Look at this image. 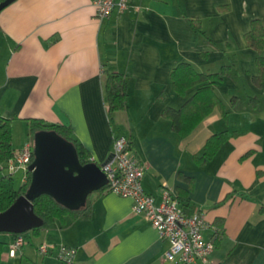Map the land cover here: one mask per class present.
Returning <instances> with one entry per match:
<instances>
[{"label": "crops", "instance_id": "0c3cea01", "mask_svg": "<svg viewBox=\"0 0 264 264\" xmlns=\"http://www.w3.org/2000/svg\"><path fill=\"white\" fill-rule=\"evenodd\" d=\"M95 1L13 0L0 11L7 49L0 111L17 117L15 148L28 142L22 137L29 138L31 117L70 125L99 164L113 156L115 136L125 135L133 156L150 164L142 184L157 203L165 191L177 197L182 188L189 196L183 211L205 216L204 237L221 230L212 262L264 264V80H256L259 52L245 40L253 20L264 27V0H131L123 14L103 20L95 16ZM189 17L201 20L211 40ZM182 62L206 73L235 64L211 85L228 117L216 106L184 136L165 113L183 108L199 88L176 91L172 72ZM106 70L124 74L129 93L128 108L112 122ZM223 130L230 139L212 159L199 161L208 138ZM94 197L91 218L36 233V248L44 241L71 247L72 264H182L165 259L169 242L133 212L131 197ZM14 238L0 236L1 258ZM48 259L42 264H60Z\"/></svg>", "mask_w": 264, "mask_h": 264}, {"label": "trees", "instance_id": "16d2710c", "mask_svg": "<svg viewBox=\"0 0 264 264\" xmlns=\"http://www.w3.org/2000/svg\"><path fill=\"white\" fill-rule=\"evenodd\" d=\"M4 0H0L2 2ZM191 26L203 35L206 39L211 38L202 28L199 18L189 17ZM245 40L249 46L255 47L259 52L256 59L259 69L257 82L264 80V27L259 19L252 21L251 29L245 34ZM235 67L234 63H225L219 71L216 72H198L194 67L186 62L180 63L172 72V79L176 91L179 94L193 86L199 85L196 94L179 110L168 109L165 113L172 120V127L181 135H188L194 127L202 121L214 107L219 106L223 110L224 117H228V113L221 100L215 95L211 89V85L222 79L226 75H231ZM104 88L107 102V112L112 122L114 114L118 111H125L129 106V93L126 76L116 71H105ZM17 117H7L0 111V172L7 169V164L12 159L17 150L14 146L13 123ZM28 122V135L33 137L36 132L42 130H52L58 133L64 139L72 142L77 149L79 160L82 164L93 162L91 153L76 137L73 128L62 122L50 123L42 118H26ZM229 130H223L211 135L205 145L204 152L200 156L201 162L212 159L225 143L230 139ZM34 160V159H33ZM7 171V170H6ZM188 179H192L188 177ZM32 174L27 170L26 179L23 184L17 188L15 186L13 174L6 172L0 175V212L8 209L21 195L25 194L31 184ZM108 185L88 195L86 204L79 209H70L56 201L52 196L43 194L33 201L35 213L42 219L43 225L30 231L20 233L25 238L30 237L31 233H40L49 229L59 222L65 225L70 220L88 219L92 217L93 202L95 195L102 196L108 193ZM179 207L182 209L184 204H188V192L179 189L177 197ZM183 210V209H182ZM12 234V233H10ZM14 236L18 234H13ZM221 236V230L217 228L213 241L218 243ZM4 243L0 241V251ZM60 264H72L68 260L59 259Z\"/></svg>", "mask_w": 264, "mask_h": 264}, {"label": "built area", "instance_id": "2783aa9c", "mask_svg": "<svg viewBox=\"0 0 264 264\" xmlns=\"http://www.w3.org/2000/svg\"><path fill=\"white\" fill-rule=\"evenodd\" d=\"M131 0H96L95 16L98 19L109 18L113 13L123 14L129 7ZM34 159V145L27 142L24 147L9 160L7 172L14 174L18 170L25 172ZM150 164L133 156L129 138L118 135L114 138L112 159L102 169L107 175L108 191L131 197L133 212L143 214L144 217L159 232L161 238L170 244L165 253V259L182 264H216L210 256L215 249L213 239H206L203 231L207 227L204 214H186L178 204L175 196L165 191L162 201L157 203L152 194L143 188V177ZM24 235L18 234L9 244V257H16L25 245ZM38 253L43 256L54 255L61 260L73 262L75 249L54 243L41 242L37 246Z\"/></svg>", "mask_w": 264, "mask_h": 264}, {"label": "water", "instance_id": "95a60500", "mask_svg": "<svg viewBox=\"0 0 264 264\" xmlns=\"http://www.w3.org/2000/svg\"><path fill=\"white\" fill-rule=\"evenodd\" d=\"M13 0L0 2V11ZM103 163L82 164L74 144L52 130L34 135V160L29 166L32 174L27 192L5 211L0 212V233L20 234L43 225L35 213L33 201L48 194L70 209L86 204L89 194L108 184Z\"/></svg>", "mask_w": 264, "mask_h": 264}, {"label": "rangeland", "instance_id": "374dc122", "mask_svg": "<svg viewBox=\"0 0 264 264\" xmlns=\"http://www.w3.org/2000/svg\"><path fill=\"white\" fill-rule=\"evenodd\" d=\"M3 38L0 37V78L2 75L1 72V66H2V62L6 57V47L5 44L3 43ZM26 132L25 135L22 137V140L24 141L25 139H27L26 141H30L31 143H33L34 145V136L29 138H26ZM25 143V142H24ZM6 170H3L2 172H0V175L6 173ZM14 176V181H15V186L17 188H19L22 184H23V179L25 176V172H23L22 170H18L16 173L13 174ZM2 234H6V233H0V236ZM27 240V245H26V250L23 253V250H19L17 253V256L14 257H9L7 253H9L8 249L6 250L7 253L4 254V256H2L3 258H1L0 256V264H42V259H43V255H40L38 253V250L36 248V244L38 243L37 241H39V237L37 235H35V233H31L30 237L26 238ZM40 244V243H39ZM24 255V256H23ZM45 258H49V260H51L50 258H55L56 260L59 261V258L57 257L56 254L53 255H47L45 256Z\"/></svg>", "mask_w": 264, "mask_h": 264}]
</instances>
